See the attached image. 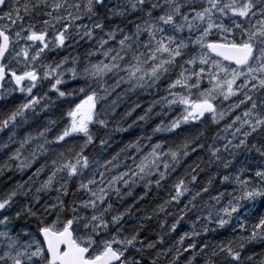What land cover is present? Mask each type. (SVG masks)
<instances>
[{"label": "rangeland", "instance_id": "374dc122", "mask_svg": "<svg viewBox=\"0 0 264 264\" xmlns=\"http://www.w3.org/2000/svg\"><path fill=\"white\" fill-rule=\"evenodd\" d=\"M157 1V0H156ZM233 12L240 14L239 19H236V23H244L243 17L245 13H239L241 8H244L249 4V13L252 14L254 10H257L260 16L258 23L259 29L254 30L250 28L246 33L239 31V36L243 39L255 40L257 43V49L259 50L256 62L246 70L234 71L230 70L225 63L221 60L213 59L209 52H206L204 48L206 46H199V49L188 59L184 67L178 75V84L185 87L182 91L184 97L179 99L176 95H171L168 98L160 100L156 104L146 108L152 112V118L155 114L162 113L161 118H157L152 126L155 127L154 132H159V135H150L143 142V145L133 150H121L118 148H112L106 145L105 142L99 145V156L97 160H91L86 162L85 166H80L79 177L81 182V188L83 190L82 199L79 204L73 207L72 212H68L64 209H60L63 214L70 213L71 216L67 217L69 220L77 218V222L82 223V226H77L71 222L65 221L62 217L55 213L53 210L48 209L49 215L43 219H51L53 222L50 225L56 231L64 229L71 223L74 237L79 235V232L83 228V234L81 235V241L94 242V253H102L109 244H117L123 242L124 247L126 244L127 234L125 232H118L113 236H107L105 238L97 239L93 234L98 235L106 228H100L104 218L102 214L107 212V208H110L107 204L114 202H121L126 200L124 196L125 188H135L137 194H143L149 191L156 193V200L165 199L166 203L169 197L175 196L174 199L182 193L186 186V175L181 171V166L174 162L173 158L182 149H190L192 145L199 146L204 135V125L197 121L199 115L195 108V103L198 99L211 100L220 104L218 111L213 116V121L216 124L225 122V126L221 127L217 135L218 138L225 140V147L227 152L237 151L242 145H248L249 134L257 129L261 124L264 125V111L260 110L258 106L252 109H247L242 115H234L231 117L234 111V106L229 105L227 100L232 95L238 93L235 88V84L240 78H244L241 85H249L256 87L258 85H264V37L258 35V32L264 33V0H228ZM239 6V7H238ZM210 12L208 10L197 11L189 17L188 28L195 32L194 43L197 45L204 44L209 31L215 26L214 21L209 17ZM206 20V21H205ZM139 22L133 25H137ZM151 27L153 26V20H150ZM149 25L143 26L141 31L146 29ZM243 27V24L241 25ZM150 27V28H151ZM153 29V27H152ZM140 31V32H141ZM230 33L235 34L232 29H229L228 33L224 32L219 36L226 38L230 37ZM245 35V37H243ZM234 36V35H233ZM175 42L176 39H172ZM175 48L180 45L175 43ZM203 48V49H201ZM150 64L149 69H154L158 65L161 67L169 68L167 64ZM198 64H209L213 69L211 77H205V81L191 82V74L195 75L200 72V69H196ZM59 115L66 116L68 110L51 106ZM134 113L132 117L135 116ZM184 114L187 119L191 120L193 127L190 128L186 124L179 121V117ZM149 119V118H148ZM43 130L51 133V124L42 119ZM85 141H88V137H82ZM129 153V156L125 154ZM29 155L24 157V162L20 167L21 171L28 170ZM261 160H256L254 171L256 172L254 177V185L252 192L255 194L261 188V184L264 183L263 177L257 176L258 164ZM215 175L208 176L205 180V184L215 183ZM242 179V180H241ZM260 180V183H259ZM231 183L226 184L228 188L234 189L230 192L234 193L235 190H247V179L243 178L242 173H238L236 176L229 177ZM59 189L65 188L63 183H57ZM55 185V184H54ZM52 185V186H54ZM220 182L218 183V188ZM221 188V187H220ZM42 191V190H41ZM216 192V191H215ZM214 194L213 198L216 200L215 210L216 214L225 213L226 207L220 201L218 192ZM51 195H42L41 202L44 198H48ZM133 196V195H130ZM136 196V195H135ZM62 202V201H59ZM199 212V211H198ZM205 217L204 213L200 214V217ZM178 220L174 221V224ZM74 222V221H72ZM224 222L221 221L222 225ZM78 224V223H77ZM184 235L194 234L199 236L198 244L206 247V255H213L212 259L218 261V264H224V259L220 258L216 253L215 241H211L212 237L200 236L198 229L192 225H184ZM202 230V228L200 227ZM44 249L42 243H40V251L37 253L39 256H43ZM18 255V251L15 246L9 244L10 261H14ZM133 264V261L131 262ZM178 264H189L185 259L179 261Z\"/></svg>", "mask_w": 264, "mask_h": 264}, {"label": "trees", "instance_id": "16d2710c", "mask_svg": "<svg viewBox=\"0 0 264 264\" xmlns=\"http://www.w3.org/2000/svg\"><path fill=\"white\" fill-rule=\"evenodd\" d=\"M131 21H134L135 23H137V22H139V19H131ZM207 131L210 132L211 131L210 128H207ZM213 143H214L213 139L207 140L205 142L206 149L210 148L213 145ZM71 191H72L73 195L76 196V194H75V191H76L75 180L71 184ZM174 198H175L174 196H171L168 198V200L171 201V203H172L171 212H172L173 216H171V217L174 220L176 218L179 221H185V223L195 220L196 218L192 219L193 218L192 215L193 214L197 215L199 212L196 209H194L191 205H186V204L182 203L178 198H176V199H174ZM153 208H157V206L150 204V205H145V206L140 208L139 216H138L139 222L137 225V230L139 232H141V231L146 232L147 238L149 240V249L154 248L156 241L159 245V243H160L159 241L161 238V236L158 235L159 229L156 227V225L152 224V223L149 224L147 221V215H146L145 210H151ZM66 216L70 217L71 214L67 213ZM204 216H205V214H204ZM189 219H191V220H189ZM157 225H160V224H157ZM178 226L179 225H177V228H178ZM201 228L203 231L207 230L205 227H201ZM184 231H185V229H184ZM129 241H134V240L129 238V240L125 241V242L127 243ZM258 243H259V246H257V250H258L259 254H264V234L262 235L261 240H259ZM129 246H131V245H129ZM226 247H227L226 243H217V245H216V253L218 256L220 255L221 258L224 259V261L227 260L228 254H229V252L225 249ZM196 249H199L200 252H204L206 250V247L198 244L196 246Z\"/></svg>", "mask_w": 264, "mask_h": 264}, {"label": "flooded vegetation", "instance_id": "af4514ba", "mask_svg": "<svg viewBox=\"0 0 264 264\" xmlns=\"http://www.w3.org/2000/svg\"><path fill=\"white\" fill-rule=\"evenodd\" d=\"M130 21V23H131V26H133L134 24H136L134 21H131V20H129ZM1 178L2 179H5V177L2 175L1 176ZM5 200H3V201H0V204L2 203V202H4ZM195 216V214H193L192 215V217H194ZM67 227H70V229L72 230V232L74 231L75 232V235H77L76 234V231H75V229H73V226L71 225V223L67 226ZM156 227L159 229V236H161L162 235V232H163V230H162V228H161V225H156ZM100 228H102L101 226H100ZM178 229H180L181 231V233H183L184 232V225H183V228H182V226L181 225H179L178 226ZM58 232H62V230H60V231H58ZM103 234H105V233H103ZM96 238H99V235L97 234V233H95V234H93ZM39 237L40 238H42V236H41V234H39ZM139 237V238H138ZM138 238V239H137ZM43 239V238H42ZM130 239H132V240H134V241H129V242H127L126 244L127 245H131V246H128V248L127 247H125L126 248V250L129 252V258H130V260L132 261V260H134V259H136V258H138L140 255H139V251H135V247L136 246H141V247H143V248H145L146 249V253H148V254H150V255H153L154 256V258H158V257H160V255H161V252H162V247H161V245H160V243H159V245H158V243H157V241H156V244L154 245V248L153 249H149V240H148V238H147V234H145L144 232H142L141 231V233L140 232H137L135 235H133V236H131L130 237ZM152 239V238H151ZM171 240H173V238L171 239ZM198 245V243H196L195 244V247ZM198 252H200V250L199 249H196ZM153 259V258H152ZM192 259H195V260H197L196 258H195V256H192ZM177 262H178V259H176V260H174V261H172L171 263H169V264H177Z\"/></svg>", "mask_w": 264, "mask_h": 264}, {"label": "water", "instance_id": "95a60500", "mask_svg": "<svg viewBox=\"0 0 264 264\" xmlns=\"http://www.w3.org/2000/svg\"><path fill=\"white\" fill-rule=\"evenodd\" d=\"M211 49L219 56L225 57L227 61L234 62L237 65L247 63L253 52V49L249 45L239 47L222 44H212ZM204 109L207 111H212V107H210L208 104L204 106ZM53 245V241L48 242V246L50 249L53 247Z\"/></svg>", "mask_w": 264, "mask_h": 264}, {"label": "bare ground", "instance_id": "6f19581e", "mask_svg": "<svg viewBox=\"0 0 264 264\" xmlns=\"http://www.w3.org/2000/svg\"><path fill=\"white\" fill-rule=\"evenodd\" d=\"M59 233L65 237H70V238L74 237V234L72 230L70 229V227H66L63 232H59ZM41 236L43 239L48 238V236L45 233H41Z\"/></svg>", "mask_w": 264, "mask_h": 264}]
</instances>
